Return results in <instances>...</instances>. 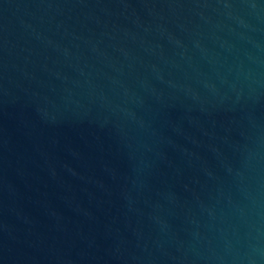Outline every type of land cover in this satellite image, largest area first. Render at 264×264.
Segmentation results:
<instances>
[{"label":"water","instance_id":"1","mask_svg":"<svg viewBox=\"0 0 264 264\" xmlns=\"http://www.w3.org/2000/svg\"><path fill=\"white\" fill-rule=\"evenodd\" d=\"M0 264H264V0H0Z\"/></svg>","mask_w":264,"mask_h":264}]
</instances>
